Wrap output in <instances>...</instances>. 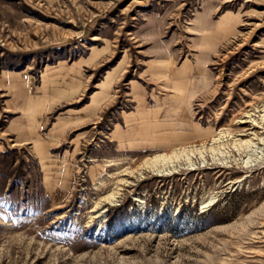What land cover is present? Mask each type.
I'll return each instance as SVG.
<instances>
[{"label": "rangeland", "instance_id": "rangeland-1", "mask_svg": "<svg viewBox=\"0 0 264 264\" xmlns=\"http://www.w3.org/2000/svg\"><path fill=\"white\" fill-rule=\"evenodd\" d=\"M0 264H264V0H0Z\"/></svg>", "mask_w": 264, "mask_h": 264}]
</instances>
